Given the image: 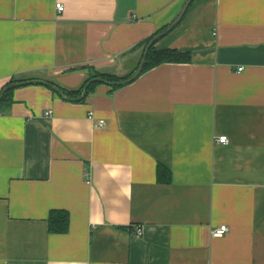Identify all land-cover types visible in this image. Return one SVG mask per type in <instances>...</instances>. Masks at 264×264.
I'll return each instance as SVG.
<instances>
[{
  "label": "crops",
  "instance_id": "0c3cea01",
  "mask_svg": "<svg viewBox=\"0 0 264 264\" xmlns=\"http://www.w3.org/2000/svg\"><path fill=\"white\" fill-rule=\"evenodd\" d=\"M185 1L0 0V90L127 75ZM155 45L191 60L0 107V264H264V0H194Z\"/></svg>",
  "mask_w": 264,
  "mask_h": 264
},
{
  "label": "trees",
  "instance_id": "16d2710c",
  "mask_svg": "<svg viewBox=\"0 0 264 264\" xmlns=\"http://www.w3.org/2000/svg\"><path fill=\"white\" fill-rule=\"evenodd\" d=\"M168 26H169V24L162 27L159 31H157L151 37H149L148 39L143 41V43L141 44V46L143 48L141 59L139 60L137 66L131 71V73L124 75V76H119L116 74H108V73L101 72V71H93L90 73V75L86 79L84 85L80 89H78V90H66L65 88L59 87V89H60L59 92L61 94H66L69 97L79 96L82 94L85 85L92 78L98 77V76H101L105 80L113 83V85L115 87L122 85L123 83L118 84V82L127 79L128 77H130L135 72V70L138 68V66H139V64H140V62H141V60L145 54L146 47H147L148 43L150 42V40L155 35H157L161 31L165 30ZM155 44H156V42L151 46V48L147 54L146 63H145V66H144L142 73L144 71L154 67V66H157V65L165 63V62H189L191 60V52L188 50H179L176 48H157ZM20 80H23V79L13 78L6 85H8L11 82H16V81H20ZM96 83L97 82H92L89 85L87 91H89ZM1 91H2V89L0 90V93H1ZM12 91H13V89H10L4 93V95L1 99V102H0V107L11 100L10 96H11ZM158 174H159V177L161 175V178H160L161 180H164V179L167 181L171 180V172L169 169H166L165 167L159 166L158 167ZM69 221H70V216L66 210H63V209L53 210L50 214V217H49V228L53 232H65L69 228Z\"/></svg>",
  "mask_w": 264,
  "mask_h": 264
},
{
  "label": "water",
  "instance_id": "95a60500",
  "mask_svg": "<svg viewBox=\"0 0 264 264\" xmlns=\"http://www.w3.org/2000/svg\"><path fill=\"white\" fill-rule=\"evenodd\" d=\"M194 0H186L180 13L178 14V16L169 24V26L161 31L160 33H158L157 35H155L151 40L150 42L148 43L147 47H146V50H145V54L138 66V68L135 70V72L130 76L128 77L127 79L123 80V81H120L118 82L119 83H127V82H130L132 80H134L136 77H138L141 72L143 71L144 69V66H145V63H146V58H147V54L151 48V46L156 42L157 39H159L160 37L166 35L167 33H169L183 18V16L185 15L186 11L188 10L189 6L191 5V3L193 2ZM104 78L101 77V76H98V77H94L92 78L84 87V90L82 92V94L77 98V99H83L85 96H86V93H87V89L89 87V85L92 83V82H97V81H103ZM44 84V85H47L49 87H51L52 89L56 90V91H59V88L54 85L53 83L49 82V81H46V80H43V79H29V80H20V81H16V82H11L9 83L8 85H6L1 93H0V102H1V99L4 95V93L10 89H14L16 87H19V86H23V85H28V84Z\"/></svg>",
  "mask_w": 264,
  "mask_h": 264
},
{
  "label": "built area",
  "instance_id": "2783aa9c",
  "mask_svg": "<svg viewBox=\"0 0 264 264\" xmlns=\"http://www.w3.org/2000/svg\"><path fill=\"white\" fill-rule=\"evenodd\" d=\"M56 7L57 10L59 11H63L65 6L62 2H57L56 3ZM239 69H242L241 67ZM53 112V110H48L47 114H51ZM89 116L91 118L94 117V112L91 111ZM100 127H103L105 125V120L104 119H99L98 123H97ZM229 140L228 135L224 134V135H220L217 137V141L221 142V143H227ZM229 230V227L227 225H220L218 227H215L211 230V233L213 236H222L224 235L227 231ZM136 231L137 233H141L142 232V228L140 226L136 227Z\"/></svg>",
  "mask_w": 264,
  "mask_h": 264
}]
</instances>
